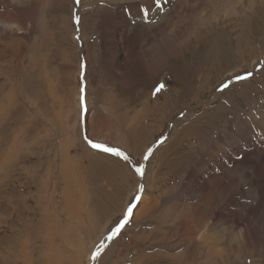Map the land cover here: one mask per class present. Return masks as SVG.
Masks as SVG:
<instances>
[{
  "label": "rangeland",
  "instance_id": "1",
  "mask_svg": "<svg viewBox=\"0 0 264 264\" xmlns=\"http://www.w3.org/2000/svg\"><path fill=\"white\" fill-rule=\"evenodd\" d=\"M2 1L8 264L47 255L42 207L57 264H264V164L237 155L214 181L208 169L233 126L264 117V0ZM122 19L128 37L162 25L155 45L126 41L127 61L115 46Z\"/></svg>",
  "mask_w": 264,
  "mask_h": 264
},
{
  "label": "bare ground",
  "instance_id": "2",
  "mask_svg": "<svg viewBox=\"0 0 264 264\" xmlns=\"http://www.w3.org/2000/svg\"><path fill=\"white\" fill-rule=\"evenodd\" d=\"M1 5H3V1L2 0H0V6ZM131 8L134 11H137L138 10V8H136V6H132ZM2 9H4V10L7 11V9H5V7H2ZM125 21H127V20H125ZM125 21L122 19V21L120 22V26H122V25L123 26L118 30V32H116V35H115V38L117 39V44L115 43L116 44L115 46H117V59H119V60L122 59L123 61H127V59L130 58L129 52H128V50H126L127 48H125V44H126V41L128 39H132L133 40L135 38H138L139 41L141 40L144 43H150L151 42L152 45H155V38L158 37V33L160 31L159 29L162 26V25H160L159 28H158V26H155L154 27V26H152V24H150V25L146 26L144 29H141V31L140 30H137L132 35L130 34L131 36L128 37L127 35L129 34V32H128L127 24H126ZM115 22H117V20ZM6 26H7V24H6ZM164 27L167 28V26H165V25H164ZM162 29H163V27H162ZM111 38H112V36H111ZM181 38L182 37H180V40H181ZM112 46H113V44H112ZM154 48H156V47H154ZM164 51H166V50H164ZM246 126L248 127V130H246ZM223 141L227 142L226 148H221L220 150H217L215 152L214 151H211L210 152V160H214L212 163H208V165L209 164L212 165L211 167H208L209 171H211V173L213 174V175L210 176V180H212V181L216 180L217 178L218 179L222 178V174L224 173L223 171L225 170V167H232V165H234L236 163H239V162H236V156L237 155L238 156H246V157H250V158L253 157V156H251V154L252 155H255L256 162H253L252 163V165H253L254 168L259 167L260 162L262 163V165L264 164V117H262V119H260L258 122H256V125H254V124L253 125L252 124H247L245 121H240L237 125L233 126L232 130H230L228 132V134H226L224 136ZM247 144H249V146H247ZM238 148L240 149L239 152H237ZM215 155H218V156L214 157ZM221 155H222V157H221ZM67 163L68 162L65 160L64 161V166H63L64 167L63 174L60 173L63 177H65L64 172L68 169V164ZM240 166H241V164H240ZM214 173L215 174H218V175H215ZM59 182H60V180L58 178H56V183H59ZM254 182H255V184H254ZM254 182L252 181V183L254 185H256L258 189L260 187H262V185L264 183L263 181L261 183L260 182H257V181H254ZM68 193H70V191ZM262 196H263V194H262ZM259 197H261V194H260ZM44 198L45 197H43L41 203L44 202ZM261 199H262V197H261ZM258 203H259V201H258ZM262 204H264V202ZM42 208L44 209V217L46 219V224L49 225V227H47V226L45 227L46 232L43 233V234H45L44 236H46L48 238V241H50V244H47V246H48L47 249H44L45 250L44 253H46L47 255L46 256H43V260L42 261H43L44 264H57L58 263L57 253L55 251L57 250L58 245H57V242H56V245L54 246L53 245L54 243L49 238V235L50 234H56V236H58L57 235L58 234L57 231L56 232L54 231V224L51 225V223L54 222L55 219L52 218L50 216V214H48V212H46V209L44 207H42ZM261 210L264 212V207ZM32 216H33V214H32ZM0 230H4V228L2 226H0ZM5 231H6V229L4 230V232ZM239 231H240V234L241 235L239 234V235H236V236L241 237L242 236V232H241V230H239ZM7 232H8V230H7ZM41 232H43V231H41ZM245 233H247V232H245ZM1 234H2V231L0 232V236H1ZM48 241H46V242H48ZM216 241H217V238H216ZM25 243H26V240L25 239H19V240H17V244L20 247H22V245H24ZM42 245L43 244H41V246ZM44 246H45V243H44ZM25 250H26V248L22 249V251H20L21 254L22 253L23 254H27L25 252ZM50 250H53V252L51 254L49 253ZM8 257H9V245L6 247L5 250H2L0 252V264H8ZM15 261H16V259L13 260L12 264H15ZM42 261L40 262L41 264H42ZM210 262H211V260H210ZM207 263H209V262H206V264ZM23 264H28V263L23 262ZM71 264H72V261H71ZM211 264H212V262H211Z\"/></svg>",
  "mask_w": 264,
  "mask_h": 264
},
{
  "label": "snow or ice",
  "instance_id": "3",
  "mask_svg": "<svg viewBox=\"0 0 264 264\" xmlns=\"http://www.w3.org/2000/svg\"><path fill=\"white\" fill-rule=\"evenodd\" d=\"M162 87H163V85H161L160 87H158V88L156 89V92L158 93V92L161 90ZM223 87H224V88H227L228 85L225 83V84L223 85ZM88 143H89L90 147L93 148V149H96V150H99V151H103V152H105V153L113 154V155H115V156H117V157H122V156H123V153H122V152H118V151H116V149H114V148L104 147L103 145L98 144V143H96V142H93V141H91V140H89ZM124 159H125V161H126V160H127V157H124ZM135 171H136L138 174H140L142 170L138 167V168H136ZM131 211H132L131 208H129V209L127 210L128 213H130ZM127 222H129V216H128L127 214H125V216L123 217V220L120 221V222L118 223V225L115 227V231L113 232V235H115V233H118V232L121 230V228H122ZM108 238L111 239V237H108ZM98 253H99V249H97V254H98ZM94 256H95V254H94Z\"/></svg>",
  "mask_w": 264,
  "mask_h": 264
},
{
  "label": "water",
  "instance_id": "4",
  "mask_svg": "<svg viewBox=\"0 0 264 264\" xmlns=\"http://www.w3.org/2000/svg\"><path fill=\"white\" fill-rule=\"evenodd\" d=\"M145 156H146V157H148V155H147V154H146Z\"/></svg>",
  "mask_w": 264,
  "mask_h": 264
}]
</instances>
